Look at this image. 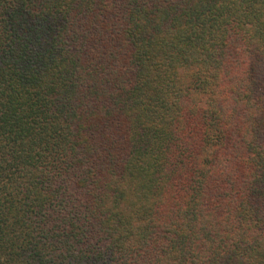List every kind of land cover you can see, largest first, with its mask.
Returning <instances> with one entry per match:
<instances>
[{
	"label": "trees",
	"instance_id": "obj_1",
	"mask_svg": "<svg viewBox=\"0 0 264 264\" xmlns=\"http://www.w3.org/2000/svg\"><path fill=\"white\" fill-rule=\"evenodd\" d=\"M0 264H264V0H0Z\"/></svg>",
	"mask_w": 264,
	"mask_h": 264
}]
</instances>
